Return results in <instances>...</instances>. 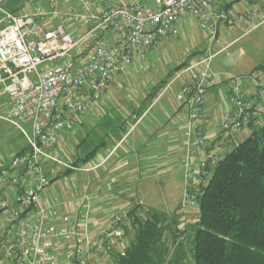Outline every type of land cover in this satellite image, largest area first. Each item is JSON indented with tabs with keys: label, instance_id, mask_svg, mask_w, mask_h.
I'll use <instances>...</instances> for the list:
<instances>
[{
	"label": "built area",
	"instance_id": "obj_1",
	"mask_svg": "<svg viewBox=\"0 0 264 264\" xmlns=\"http://www.w3.org/2000/svg\"><path fill=\"white\" fill-rule=\"evenodd\" d=\"M239 1L40 0L21 13L4 11L0 89L9 98L5 119L21 129L28 151L0 165V209L10 228L9 237L0 240V264L114 263L128 227L143 214L141 208L115 212L94 237L73 216L61 226L49 225L44 190L51 180L44 162L76 169L59 159L61 135L99 104L135 59L145 60L165 37L179 36L185 18L206 32L209 48L222 23L248 25L246 32L264 23V0H249L247 7L230 13L227 7ZM73 27L81 28V34H74ZM217 53L195 55L172 80L182 81L177 101L188 117L183 208L197 206L200 183L212 178L228 140L264 127V66L252 76L257 94L248 96L241 78L231 77L227 110L220 117L207 111L211 62ZM24 125L31 126V133ZM13 191L14 201L5 195ZM64 247L68 258L62 261Z\"/></svg>",
	"mask_w": 264,
	"mask_h": 264
},
{
	"label": "crops",
	"instance_id": "obj_2",
	"mask_svg": "<svg viewBox=\"0 0 264 264\" xmlns=\"http://www.w3.org/2000/svg\"><path fill=\"white\" fill-rule=\"evenodd\" d=\"M248 1L244 0L245 4L241 9L247 7ZM41 2L44 3V0ZM230 8L231 6L228 9ZM181 26L185 27L184 20ZM230 44L232 42L227 45L230 46ZM230 62L236 65L232 60ZM213 73V83L207 90V111L212 116L220 117L228 108L230 78L236 75L226 73L224 76L219 71H213ZM243 84L248 96L259 92L253 80ZM159 97L160 95L154 99L153 104L159 100ZM153 104L151 103L144 112L132 111V116L128 115L126 120H123V123L130 120V125L121 126L112 133L105 132L104 136L107 139L101 144H86V152L82 151L83 144H70V142L65 144L63 143L65 140L60 139L59 159L74 164L76 169L69 170L59 164L44 162L45 171L51 180L44 190V208L49 225L61 226L66 222L65 217L73 216L77 219L79 227L82 230H88L94 237L108 225L115 212L137 205L140 208L146 205L143 198L147 195L146 192L152 189L149 182H153L160 173L179 170L184 173L185 178L187 111L177 101L175 108L168 105L167 112H161L162 116L158 114L155 120L145 121L147 115L153 110L151 109ZM8 106L9 98L0 89V117L5 119L8 116ZM103 113L105 111L99 110V106H96L81 116L77 125L81 129L92 128ZM241 134L250 136V132L246 130ZM237 139L228 140L225 153ZM23 149L25 147L12 151L6 159L4 158L6 161L3 164H8L12 156ZM51 175L58 179L55 187H53ZM14 192H6L5 195L14 201L16 194ZM146 206L145 211H158L149 205ZM5 215L6 212L0 209V222H2L0 226L3 230V237L0 240L9 237L10 234ZM127 243L126 240L120 244L117 252H124ZM67 258L66 247H64L61 259L64 261Z\"/></svg>",
	"mask_w": 264,
	"mask_h": 264
},
{
	"label": "rangeland",
	"instance_id": "obj_3",
	"mask_svg": "<svg viewBox=\"0 0 264 264\" xmlns=\"http://www.w3.org/2000/svg\"><path fill=\"white\" fill-rule=\"evenodd\" d=\"M37 1L40 0H20L17 5L12 7L3 4L2 1L0 2V19L3 17L4 11L12 12V10L20 7L26 11V7L30 9ZM243 4H245L244 0H240L237 5L230 8V13L233 14L235 10H240L244 6ZM184 22L185 27H180L179 36L165 37L158 43L156 48L148 53L145 60L135 59L127 72L109 87L106 95L100 100V105H97L99 110L105 111L97 119V124H93L92 128L85 127L82 129L77 125L72 131L61 135L60 139L65 140L63 143L83 144L82 151L86 152V144H101L103 140L107 139L104 136L105 132L112 133L121 126L130 125V120L127 123H123V120H126L128 115L132 116V111L134 113L144 112L151 103L153 104L158 95H160L159 100L151 105L153 110L147 115L145 121L155 120L158 114L162 116L161 112H167L168 105L175 108L178 87L180 88L182 81L180 79L172 80L177 76L178 65L189 61L195 55L207 56L211 52H218L211 62V69L215 72H221L224 76L226 73L236 75L244 83L252 81V76L256 75L257 68L264 65V23L248 32H246L250 28L248 25L245 26L236 22L233 24H230V22L222 23L219 26L217 40L209 48L210 42L206 37V32L201 29L198 23L190 17L185 18ZM73 28L74 32H71L81 34V28ZM231 42L232 44L226 51L220 52L225 45ZM231 60L236 65H233L230 62ZM165 86L168 87L162 92ZM24 128L31 133L29 125H24ZM78 130H80L79 133ZM246 138L247 136L241 134L229 150ZM20 147L28 149L27 138L21 129L0 117V165H4L6 156L8 157L12 151ZM183 174L179 170L164 174L160 173L158 177L154 178L153 182H149L152 189L146 192L147 195L143 200L146 205L151 206L154 210L164 211L161 213L166 214H174L179 211L180 216L186 217L189 222H193L198 214V207H182L186 187ZM50 177H52L53 187H55L58 179L54 175ZM146 205L141 207L143 213L147 210L145 209ZM182 227L184 228L183 225H181ZM173 228L176 229V225ZM189 229L187 228L184 233L186 238H189ZM129 230L125 239L128 242L134 238L133 228L131 227ZM131 232L132 235H130ZM2 234L3 230L0 226V238L3 237ZM185 244L187 248L190 247L188 241ZM185 262L191 264L190 258H185Z\"/></svg>",
	"mask_w": 264,
	"mask_h": 264
},
{
	"label": "trees",
	"instance_id": "obj_4",
	"mask_svg": "<svg viewBox=\"0 0 264 264\" xmlns=\"http://www.w3.org/2000/svg\"><path fill=\"white\" fill-rule=\"evenodd\" d=\"M19 1L2 3L12 7ZM197 199L193 222L179 211L144 212L128 227L127 235L132 227L134 238L123 254L116 250L113 264H186L187 257L191 264H264V127L226 152L212 178L200 183Z\"/></svg>",
	"mask_w": 264,
	"mask_h": 264
},
{
	"label": "water",
	"instance_id": "obj_5",
	"mask_svg": "<svg viewBox=\"0 0 264 264\" xmlns=\"http://www.w3.org/2000/svg\"><path fill=\"white\" fill-rule=\"evenodd\" d=\"M3 0H0V2H2Z\"/></svg>",
	"mask_w": 264,
	"mask_h": 264
}]
</instances>
